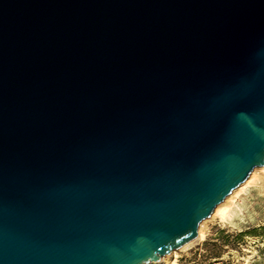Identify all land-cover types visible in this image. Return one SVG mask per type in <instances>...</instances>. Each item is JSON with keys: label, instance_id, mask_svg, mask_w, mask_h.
Segmentation results:
<instances>
[{"label": "water", "instance_id": "water-1", "mask_svg": "<svg viewBox=\"0 0 264 264\" xmlns=\"http://www.w3.org/2000/svg\"><path fill=\"white\" fill-rule=\"evenodd\" d=\"M264 168V0H0V264H159Z\"/></svg>", "mask_w": 264, "mask_h": 264}, {"label": "rangeland", "instance_id": "rangeland-1", "mask_svg": "<svg viewBox=\"0 0 264 264\" xmlns=\"http://www.w3.org/2000/svg\"><path fill=\"white\" fill-rule=\"evenodd\" d=\"M234 226L220 220H208L201 225L204 241L167 260L166 264H264V232L239 239L243 233L264 228V173L258 174L256 184L246 189L229 204ZM221 241V242H220ZM225 242L227 246H223ZM210 244L205 248V244ZM213 245H218L215 249ZM219 255L220 259H214Z\"/></svg>", "mask_w": 264, "mask_h": 264}, {"label": "bare ground", "instance_id": "bare-ground-1", "mask_svg": "<svg viewBox=\"0 0 264 264\" xmlns=\"http://www.w3.org/2000/svg\"><path fill=\"white\" fill-rule=\"evenodd\" d=\"M260 173H264V168L263 169H260V170H257L255 171L252 176L250 177V179L241 187L239 188L237 191H235L231 197H229L223 205H221L220 207H218L214 213V215L212 216V220L216 219V220H220L221 223H224V224H228L230 226H234V220H235V217L231 211V209L229 208V204L231 202H233L235 200V198L238 197V195L240 193H242L243 191H245L246 189L250 188L251 186L255 185L256 184V181H257V178H258V174ZM201 230H202V227H201ZM199 231V236L198 238L193 242L191 243L190 245L186 246L185 248L181 249L179 251V253H182L196 245H198L199 243L203 242L204 241V234L202 233V231ZM175 258L177 259V253H174L172 255L171 258ZM170 258H165L163 259L159 264H166L167 260H169ZM171 264H176L175 263H171Z\"/></svg>", "mask_w": 264, "mask_h": 264}, {"label": "trees", "instance_id": "trees-1", "mask_svg": "<svg viewBox=\"0 0 264 264\" xmlns=\"http://www.w3.org/2000/svg\"><path fill=\"white\" fill-rule=\"evenodd\" d=\"M258 232H264V228L261 229L260 231H257V232L255 231V232H253V233H243V234L239 235L238 238H239V239H243L244 237H246V236H248V235H254V234H257ZM220 242H221V241H220ZM222 243H223V246H227V244H226L225 242H222ZM209 245H210V244L207 243V244H205L204 247H205V248H209ZM213 247H214L215 249H219V248H218V245H213ZM214 259H220V258H219V255H215V256H214Z\"/></svg>", "mask_w": 264, "mask_h": 264}]
</instances>
